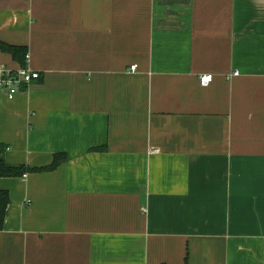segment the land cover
<instances>
[{"label":"crops","instance_id":"obj_1","mask_svg":"<svg viewBox=\"0 0 264 264\" xmlns=\"http://www.w3.org/2000/svg\"><path fill=\"white\" fill-rule=\"evenodd\" d=\"M0 42V155L67 157L0 177V264H264V0H0Z\"/></svg>","mask_w":264,"mask_h":264},{"label":"trees","instance_id":"obj_2","mask_svg":"<svg viewBox=\"0 0 264 264\" xmlns=\"http://www.w3.org/2000/svg\"><path fill=\"white\" fill-rule=\"evenodd\" d=\"M0 49L10 53L14 61H16L20 67H26L27 60V47L21 45H8L0 42ZM67 159L63 153L54 154L53 160L50 165L42 167L30 168L25 165H10L7 164L3 157L0 155V177H21L23 174L32 171L51 170L58 166L62 161ZM10 202L9 193L6 189H0V230L4 225V217L7 205Z\"/></svg>","mask_w":264,"mask_h":264},{"label":"built area","instance_id":"obj_3","mask_svg":"<svg viewBox=\"0 0 264 264\" xmlns=\"http://www.w3.org/2000/svg\"><path fill=\"white\" fill-rule=\"evenodd\" d=\"M135 65L130 66V70L135 69ZM235 71L233 75H237ZM39 78V73L28 67L8 68L0 67V92H3L7 98L12 99L22 87L29 85L33 80ZM200 83L207 85L212 80V74L201 75ZM25 176V175H24Z\"/></svg>","mask_w":264,"mask_h":264}]
</instances>
